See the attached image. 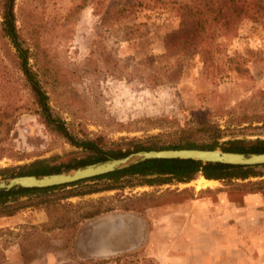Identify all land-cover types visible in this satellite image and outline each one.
<instances>
[{
	"label": "rangeland",
	"instance_id": "rangeland-1",
	"mask_svg": "<svg viewBox=\"0 0 264 264\" xmlns=\"http://www.w3.org/2000/svg\"><path fill=\"white\" fill-rule=\"evenodd\" d=\"M179 1L192 0H15L28 63L76 138L122 150L131 139L204 144L208 132L183 134L201 112L217 125L218 142L264 138V28L247 20L212 45L184 46L170 39ZM11 47L0 31V167L50 158L65 170L88 151L41 122ZM253 167L258 175L212 184H200V174L152 184L154 176L88 178L11 199L5 207L16 211L0 216V264L116 256L105 264H264V168ZM47 198L49 211L38 203Z\"/></svg>",
	"mask_w": 264,
	"mask_h": 264
},
{
	"label": "trees",
	"instance_id": "trees-1",
	"mask_svg": "<svg viewBox=\"0 0 264 264\" xmlns=\"http://www.w3.org/2000/svg\"><path fill=\"white\" fill-rule=\"evenodd\" d=\"M177 4V12L180 17L178 28L172 32L170 39L181 42L184 46H193L197 48L198 44H213L219 36L235 31L242 23L247 20L254 25L264 28V0H192L190 2H175ZM15 0H0V31L6 36L11 47V59L17 71L23 77V85L27 87L36 104V111L41 122L46 128L68 142L78 147H82L88 151L83 158L74 159L73 162L64 164V169L73 168L79 165L88 164L107 157H118L130 152V146L133 150L159 148H217L229 151H264V138H255L247 140L241 138H233L218 142L221 137L217 125L209 120L205 112H201L196 119V126L190 129H184L183 134L188 130L190 133L208 132L212 140L208 143L197 144L194 140L182 136L180 141L170 145L157 144L149 138L144 143L139 139H131L127 142L128 146L125 150L121 148L104 149L100 145L98 139H80L76 138L64 125L59 117L52 113L48 102L46 92L43 90L36 73L32 70L28 63L30 55L29 48L25 44V40L20 34L16 25V16L14 12ZM10 95V94H7ZM11 125L7 128H9ZM61 164H51L50 158L35 159L31 162L19 164L14 167H0L1 175H23V174H46L58 172L61 170ZM264 168V164L262 165ZM253 166H237L223 163H202L192 159H147L139 163L133 164L126 168L112 171L103 175L89 178V180L99 178H109L119 180L124 176H154L146 178L150 184L154 181L159 183L175 180L176 182H188L197 174L202 175L205 179L214 180H232L234 178L245 179L248 176L258 175ZM264 175V171L262 173ZM86 180V179H85ZM83 181V180H80ZM76 181L69 184L51 186L45 188H22L17 187L8 191H0V216L11 215L16 209H7L6 203L19 196H29L33 194H47L50 191L62 188L68 185L79 183ZM207 191L210 188L201 189ZM84 193V192H83ZM38 203H45L46 210L55 205L52 199H43ZM65 206L64 204H62ZM109 207L95 210H83L77 219L72 220L71 217L57 222L54 226L65 228L69 223L79 222L82 219L91 218L102 211L109 210ZM49 213V212H48ZM120 257H105L99 260L82 261L80 264H105L111 261L119 260Z\"/></svg>",
	"mask_w": 264,
	"mask_h": 264
},
{
	"label": "water",
	"instance_id": "water-1",
	"mask_svg": "<svg viewBox=\"0 0 264 264\" xmlns=\"http://www.w3.org/2000/svg\"><path fill=\"white\" fill-rule=\"evenodd\" d=\"M192 159L202 163H223L237 166L264 164V151H229L220 148H154L129 152L118 157L79 165L46 174H23L0 178V191L13 188H45L73 183L120 170L147 159Z\"/></svg>",
	"mask_w": 264,
	"mask_h": 264
},
{
	"label": "bare ground",
	"instance_id": "bare-ground-1",
	"mask_svg": "<svg viewBox=\"0 0 264 264\" xmlns=\"http://www.w3.org/2000/svg\"><path fill=\"white\" fill-rule=\"evenodd\" d=\"M216 180H206L204 177L200 180V184H212L215 183Z\"/></svg>",
	"mask_w": 264,
	"mask_h": 264
},
{
	"label": "crops",
	"instance_id": "crops-1",
	"mask_svg": "<svg viewBox=\"0 0 264 264\" xmlns=\"http://www.w3.org/2000/svg\"><path fill=\"white\" fill-rule=\"evenodd\" d=\"M206 180H212L213 181L214 179H206Z\"/></svg>",
	"mask_w": 264,
	"mask_h": 264
}]
</instances>
